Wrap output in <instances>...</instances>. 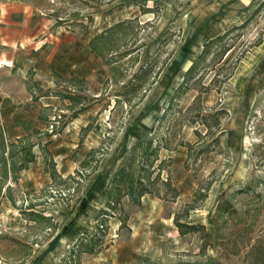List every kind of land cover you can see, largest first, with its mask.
<instances>
[{"label":"rangeland","instance_id":"rangeland-1","mask_svg":"<svg viewBox=\"0 0 264 264\" xmlns=\"http://www.w3.org/2000/svg\"><path fill=\"white\" fill-rule=\"evenodd\" d=\"M14 1L29 3L41 16L52 19L50 25H70L72 30L86 34H97L117 22L136 18L133 35L130 33L128 37L135 38L139 49L134 54L135 62L128 57L120 61L126 68L117 77L123 82L116 83L113 73L107 81L109 67L102 59L107 76L101 82L86 80L84 87L76 88L75 92L60 88L63 94L86 96L83 104H63L69 111L61 119L53 120L58 110L40 105L39 99L27 103L38 107L42 114V118L38 115L42 129L32 123L39 132L32 130L30 136L41 152L47 140L55 139V132L63 134L68 121L82 107L98 111L89 117L91 129L84 133L88 124L82 128L83 141L95 127L97 130L91 134L92 148L85 157V166L80 163L73 174L62 176V180L55 183L52 180L38 192L20 188V171L16 173V181L11 177L0 181V264H60L80 236L100 232L98 225L103 220L107 230L104 241L94 253H82L83 264L262 262L264 248L257 255H250L247 244L248 237L264 230L261 207L264 199V0H0V8ZM244 22L243 27L224 40L234 48L228 61L213 63L209 56L203 62L209 66L204 67L205 74L197 87L209 86V90L200 93L192 88L173 100L204 43ZM109 57L117 60L116 56ZM148 63L155 65L156 71L160 67L161 70L142 100L117 97L115 94L125 91L122 87L133 73ZM32 73L29 70L25 81L28 90ZM7 78L0 70V89ZM32 88L37 90L33 85ZM89 88L90 96L87 95ZM95 92L98 96L92 95ZM197 96L201 115L217 109L226 111L220 128L213 126L212 134L205 135L209 129L200 124L195 109L188 110ZM68 101L71 100L68 98ZM171 103L167 117L161 121ZM52 122L55 127L50 131ZM0 128L7 143L17 142L18 138L9 135L1 117ZM196 131L204 134V138L200 139ZM221 131L224 134L217 143L215 140ZM159 141L171 148H161L152 179L159 171L162 180L170 175L181 194L175 200H167L146 193L140 204L124 196L116 208L107 207L111 178L116 170L132 153L145 157ZM180 141L194 144L192 156L187 146L177 144ZM203 146L205 150L199 152ZM208 185V197L186 215L184 204L193 199L200 186L204 189ZM246 187H249L248 193H238ZM160 190L164 193L163 186ZM222 192L236 207L249 211L247 220L239 223L235 218L233 223H239L238 226L226 224L235 240L219 241L222 244L217 245V250L208 247L203 252L199 236L182 235L175 216L180 213L183 222L208 225ZM90 199L92 204L86 212ZM83 202L87 207L81 211ZM32 212L42 216L31 219L28 213ZM102 212L109 214L102 216ZM222 222L219 226L224 227ZM240 229L244 231L242 235ZM222 247L237 254H227Z\"/></svg>","mask_w":264,"mask_h":264},{"label":"trees","instance_id":"trees-1","mask_svg":"<svg viewBox=\"0 0 264 264\" xmlns=\"http://www.w3.org/2000/svg\"><path fill=\"white\" fill-rule=\"evenodd\" d=\"M143 10H145L144 12H146L147 9ZM257 10H259V8ZM148 11L152 10L148 9ZM136 20V18H130L117 22L104 29L103 31L95 34L89 42V47L91 48L92 52L98 54L104 60L105 64L109 67L110 76L107 81L111 79V73H113L115 74L116 83L118 81L123 82V80H119L117 77L120 74L123 75V71L126 68L123 67L124 63H121L120 61L128 57V59L132 58V60H134L135 62L134 54L139 49V47L135 46V38L128 36L135 29ZM245 22L240 25H233L225 33L217 35L216 37H213L204 43L201 53L197 56L196 60L186 71L182 83L177 88L176 95L174 96V98H172L173 100L177 97L182 96L192 88L198 89L197 86L199 84V81H201L205 74V72L202 71L206 70L204 69V67L206 68V66H209L203 65V62H205L207 58L209 59V56L211 57V60L214 61L213 63L221 62L223 59L224 62H226L231 58L234 51L233 45L224 43V40L233 31L239 29L240 27H243ZM217 49L219 50L216 51ZM109 56H116L117 60L112 61ZM155 67V65H150L149 63L140 66V68L131 76V80L122 87L125 89V91L118 92L115 95L117 97L125 96L126 100L129 101H132L134 99H138L139 101L142 100L150 85L154 83L159 70H161L160 67L158 71H156ZM54 75L59 76L56 72H54ZM71 80L74 81L78 86L84 87V79H79L73 76ZM30 82H33L32 78ZM198 90L200 91V93H203L209 90V86L199 88ZM70 92L68 94L59 92L58 94L62 98H69L73 104H83L82 99H86L85 95H73ZM97 98H101V96ZM118 100L119 99L117 98V101ZM171 107L172 103L163 113L161 121L165 120L168 114V110H170ZM85 108H87V106L80 108V110H84ZM194 109L196 110V116L200 117V124L206 126V128L209 129V131H207L205 135L212 134L211 130L213 126L220 128L222 115L226 113V111L223 109H217L214 112H210L206 115H201L199 96H197L193 105L188 108V110ZM40 118H42V114H40ZM211 120L212 123H210ZM19 124H22L27 130L32 127L33 132H39L38 129L36 127H33L34 125L30 122L19 121ZM91 126V123L88 124L83 129V132L86 133L84 130H90ZM84 133L83 135L81 134V142L83 141ZM196 133L200 139L204 138L205 136L199 131H196ZM223 134L224 131H221L219 133L217 139L215 140L217 141V143H220V139ZM30 136L31 134L29 133L18 138L17 142L13 141L11 143H7L0 128V181H2L3 179H8L9 177L16 181V173L21 171L26 163L35 160V153L33 151V148L36 143L31 141ZM51 142L52 139L47 140L42 145V154L45 172L51 175L53 183H55L58 180H62L63 177L57 170L56 162L49 149V144ZM177 144L187 146L189 156L193 155L194 144L185 141H180ZM8 146H10L8 157H5L4 153L6 152ZM162 147L171 148L166 143H161L159 141V143L155 147H153L145 157L141 158L138 154L132 153L126 160H124L122 165L116 170L111 178L112 187L108 191L109 201L107 207L116 208V205L121 202V199L124 196H127L134 204H140L142 196L146 193H153L160 198L167 200H175L181 194V190L177 185L174 184L170 175L166 180H162L161 172L159 171L152 179V174L156 171L154 165L159 159V153ZM204 150L205 146L201 147L199 152ZM89 154L87 156H89ZM86 162L87 158L81 163V166H85ZM164 162V160L160 162V169L162 168V164ZM162 186L164 188V193L162 190H160V187ZM209 187L210 185L204 187L203 189V187L200 186L194 194L193 199L190 202L184 204L183 210L186 215H189V212L191 210L196 209L200 205L198 203L199 201H203L208 197ZM248 188L249 187H246L245 189H239L238 193H248ZM86 207L87 204L83 202L80 210L83 211ZM261 207L262 209H264V199ZM248 212L249 211L246 208L239 209L238 207H236L233 201L226 197V193L222 192L218 198L216 211L214 215L210 216L208 225L204 223L183 222L179 217L180 213L175 216V224L182 235L188 233L197 234L202 240L201 249L203 252L206 251L208 247H213L217 250V245L222 244L217 242L227 240L228 238L235 240L232 236L233 232L230 233V228L228 229L226 224L229 226L231 224H233L234 226H238L239 223H241L243 220H247L246 216ZM28 214L30 215L29 218L34 220H37L38 216H42L33 212ZM108 214L109 213L107 212H102L101 215L103 216ZM235 218L239 219V223H233ZM220 220H223L222 223L224 224V227L219 226ZM105 226L106 225L103 220V222L98 225V229L100 231L99 233H95L92 235L85 234L80 236L71 247V250L61 258L60 264H83L81 260L82 253H94L97 250L98 246H100L104 241V236L107 232ZM225 228L227 229V231H225ZM244 228L246 229V223L244 225ZM67 229L68 227L66 228V230ZM240 233L242 235L244 231L240 229L239 234ZM234 242L236 243V241ZM263 243L264 230L261 234H258L255 237H248L247 246H250V255H257L260 252V249L264 248ZM222 248L223 250L227 251V254H237L235 251H229L228 247ZM251 264H264V260L262 262L253 261Z\"/></svg>","mask_w":264,"mask_h":264},{"label":"crops","instance_id":"crops-1","mask_svg":"<svg viewBox=\"0 0 264 264\" xmlns=\"http://www.w3.org/2000/svg\"><path fill=\"white\" fill-rule=\"evenodd\" d=\"M51 23L52 19L41 16L27 2H8L0 8V70L8 77L0 89V117L14 138L31 134L33 130L32 127L25 129L19 121L33 123L42 129L43 123L38 120L39 108L27 103L39 99L40 105L57 109L53 118L61 119L62 114L69 111L63 104L72 102L58 94L62 91L60 88L75 92L80 86L71 80L73 76L89 83H99L107 76L102 58L89 47L95 34L72 30L70 25ZM29 70L33 72V82H27L28 90L25 81ZM32 85L37 90H33ZM52 92L53 95L48 94ZM91 93L89 88L87 95ZM92 95L98 96L96 92ZM97 112L92 108L84 109L68 121L62 135L55 132L49 149L62 176L73 174L91 150L90 137L96 134L97 127L82 143L81 130L88 124L90 115ZM33 151L35 160L24 165L18 173V180L23 191L38 192L52 183V177L45 172L39 145H35ZM91 202L90 199L86 212Z\"/></svg>","mask_w":264,"mask_h":264},{"label":"built area","instance_id":"built-area-1","mask_svg":"<svg viewBox=\"0 0 264 264\" xmlns=\"http://www.w3.org/2000/svg\"><path fill=\"white\" fill-rule=\"evenodd\" d=\"M53 120H57V117H54L53 118ZM56 123L58 122V121H55ZM54 127H55V124L52 122L51 124H50V131H53L54 130Z\"/></svg>","mask_w":264,"mask_h":264}]
</instances>
